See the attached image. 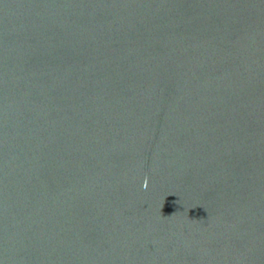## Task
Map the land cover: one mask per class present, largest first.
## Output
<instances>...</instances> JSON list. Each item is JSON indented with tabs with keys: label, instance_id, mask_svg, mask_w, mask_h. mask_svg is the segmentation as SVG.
I'll use <instances>...</instances> for the list:
<instances>
[{
	"label": "water",
	"instance_id": "obj_1",
	"mask_svg": "<svg viewBox=\"0 0 264 264\" xmlns=\"http://www.w3.org/2000/svg\"><path fill=\"white\" fill-rule=\"evenodd\" d=\"M0 264H264V0H0Z\"/></svg>",
	"mask_w": 264,
	"mask_h": 264
}]
</instances>
